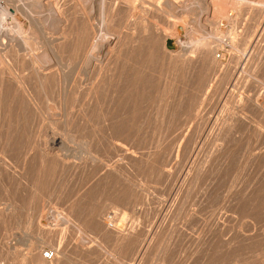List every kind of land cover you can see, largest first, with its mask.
Listing matches in <instances>:
<instances>
[{
	"label": "rangeland",
	"instance_id": "obj_1",
	"mask_svg": "<svg viewBox=\"0 0 264 264\" xmlns=\"http://www.w3.org/2000/svg\"><path fill=\"white\" fill-rule=\"evenodd\" d=\"M40 1L68 20L66 39L48 11L40 27L22 15V63L54 49L66 66L46 84L26 81L44 112L59 109L68 85L70 120L64 144L46 143L49 121L0 71V264H264V0H209L167 42L152 40L166 23L158 0H128L138 28L127 29L128 8L117 12L108 29L122 38L110 36L118 50L99 72L85 69L79 39L92 37L99 1ZM189 31L205 38L193 53L177 44Z\"/></svg>",
	"mask_w": 264,
	"mask_h": 264
},
{
	"label": "bare ground",
	"instance_id": "obj_2",
	"mask_svg": "<svg viewBox=\"0 0 264 264\" xmlns=\"http://www.w3.org/2000/svg\"><path fill=\"white\" fill-rule=\"evenodd\" d=\"M93 1V0H92ZM99 1V4H97V6L99 5V22L97 25H95L93 27V30H92V37L89 39L88 37L84 36V37H81L79 38L80 39V42H81V45H80V49L83 50V53L81 55L82 57V62L85 63V66L89 71H101L103 70L107 64L112 60V57H113V53H116L115 50H118L116 49L117 48V45L116 43H112V39H116V38H122V36H120V34L118 33V31H116L118 33V36L115 37L114 35V38L112 37L113 35L111 34V32L113 33V31H110L108 29V25L115 22L117 23L118 20H120L122 17H119L120 19L117 18L118 15L117 12H119V10L121 9H125V8H128V20H127V29H133V30H136L137 25L139 24L138 20H141V19H136L134 16L130 15L131 12V9L129 8V4L126 3V1L128 2V0H125L124 2L125 3H122L123 6L121 5V0H97ZM132 1V0H131ZM144 1V0H143ZM150 1V0H149ZM191 1V0H190ZM209 0H193V2H184V1H181L179 3L178 1V5L175 7H172L171 4H170V0H158L157 3H156V9L155 11H161V12H164V14H167L166 16V23L164 25H155L152 29V32H153V38L152 40L153 41H156L158 39H161L162 41L164 42H167V40L171 37H173V32H171L170 30L173 29L174 32H177L181 29H183V25L184 24H188V22L190 21V18L192 16H196V14H198V16L200 15V17L208 14V3ZM212 1L211 3L213 4H216V2L218 1H215L214 0H210ZM250 1V0H249ZM255 1V0H254ZM259 1V0H258ZM257 1V2H258ZM30 2V0L28 1V3ZM84 2V0H83ZM91 3V1L87 0V3L85 4V6L87 7V9L90 7L89 3ZM135 2V1H134ZM177 2V1H176ZM256 2V3H257ZM49 3V1H48ZM82 3V2H80ZM98 3V2H97ZM131 3V2H130ZM191 3V4H190ZM219 3V2H218ZM239 3V1L237 2ZM51 4V3H49ZM53 4V3H52ZM96 3H94L95 5ZM133 4V3H132ZM136 4V3H135ZM177 4V3H176ZM241 4V3H240ZM254 4V3H252ZM262 4V3H261ZM93 5V4H92ZM219 5V4H217ZM229 6V4H227ZM231 5V4H230ZM264 5V4H263ZM48 6V4H47ZM73 6V5H71ZM131 6V5H130ZM145 6V5H144ZM226 6V5H224ZM239 6V5H238ZM52 7V5H51ZM60 7V6H59ZM95 7V6H94ZM136 7V6H135ZM214 7V6H213ZM216 7V5H215ZM54 8V5L53 7ZM140 8H142L140 6ZM146 8V7H145ZM148 8V7H147ZM227 8V7H226ZM50 6L48 9H45L43 7V4L40 0H34L32 2H30L29 4L25 3L24 0H0V71H3L4 73L7 74V83L9 84L8 86H10L9 88H11L12 90V93L14 96H16V98H18L17 100H22L24 101L26 105H28L27 107L28 108H32L33 111L35 113H38V114H41L42 116V122H45V121H49L47 122L49 124L48 127V131L47 133L45 134L46 135V143H52L53 145L55 144H60L61 143H65L66 142V132L68 131V120L70 119H67V113H68V99L70 98V91H69V87L68 85H65L64 83V88L63 90L60 91L59 89L58 91H60V106H59V109L58 110H55V108L53 109L52 108V104H51V107H50V110H46V112H44L42 110V107L40 106V103L39 101L37 100L36 98V90H35V93L34 91L32 90L31 86L29 83H27L26 79L28 76L31 77V79H35L37 81H39L40 83L42 84H46L47 81H49L51 79V77L55 74V75H59L60 78H61V72L63 71V67L66 66L65 63H63V58H62V55L57 51V50H54L53 49V53L52 54H49V52H45L43 54H36V53H33V59L29 61L28 65L25 66L23 63H22V59L25 58L24 55L28 54V51H30V49L27 47V45H23V41H21L22 39H20V33H19V30H21L20 28H24L26 26H22L20 24V20H21V16H26L31 22L33 23H37V19H36V16H44L42 13H45V11H48L47 12V17L50 19L51 23L53 22L54 23V27L55 28V32L58 30L56 28L60 27L61 28V32L58 36V40H60L61 42L64 41L66 39V30L64 31V28L66 27L65 24L68 25V23H66V20L63 18L64 16H61L59 14V12H57V7L55 9V11L53 10H50ZM92 9V7H91ZM88 11V12H93V10L91 11ZM134 9V8H133ZM211 9V8H210ZM209 9V10H210ZM218 9V7H217ZM220 9V7H219ZM225 9V8H224ZM223 8L220 9L222 10L220 13L223 14ZM136 10V9H134ZM133 10V14H134V11ZM140 10V9H139ZM148 10V9H147ZM214 10V8H213ZM70 11V10H69ZM122 11V10H121ZM120 11V12H121ZM144 11V10H143ZM217 11V10H216ZM225 11H227L225 9ZM62 12V11H61ZM141 12V11H140ZM195 12V13H194ZM214 12V11H213ZM80 13V12H79ZM90 13V15H91ZM122 13V12H121ZM126 13V11H125ZM136 13V12H135ZM68 13H66L67 15ZM93 14V13H92ZM137 14H141V13H137ZM150 14V12L148 13ZM217 14V13H216ZM228 14V13H227ZM46 15V13H45ZM142 15V14H141ZM140 15V16H141ZM220 15V14H219ZM120 16V15H119ZM136 16V15H135ZM222 16V15H221ZM85 16H83L84 18ZM144 17V16H143ZM147 17V16H146ZM197 17V16H196ZM199 17V18H200ZM43 18V17H42ZM45 18V17H44ZM139 18V17H138ZM141 18V17H140ZM195 18V17H194ZM197 18V19H199ZM205 20H206V17H203ZM225 18H228L227 16ZM46 19V18H45ZM59 19V20H58ZM92 19V18H91ZM24 20V19H23ZM44 20V19H43ZM84 20V19H83ZM94 20V19H93ZM146 20H149L150 19H146ZM145 20V21H146ZM153 20V19H152ZM195 20V19H194ZM225 20V19H224ZM230 20V19H229ZM92 21V20H91ZM155 21V20H154ZM152 21V22H154ZM201 21V20H200ZM199 20L197 22H200ZM29 22V21H28ZM39 22V21H38ZM83 22V21H82ZM93 22V21H92ZM156 22V21H155ZM154 22V23H155ZM195 24H199V23H196V20L194 21ZM233 22V21H232ZM231 22V23H232ZM24 23V22H23ZM50 23V22H49ZM146 23V22H144ZM193 23V22H192ZM206 23V22H205ZM236 23V22H235ZM71 24V23H70ZM82 24V23H81ZM158 24V23H157ZM191 24V22H190ZM36 25V24H35ZM40 25V24H39ZM115 24H113L114 26ZM151 25V24H150ZM200 25V24H199ZM204 25V24H201V26ZM208 25V23H207ZM28 26V25H27ZM38 26V23L37 25ZM87 26V25H86ZM117 25H115L116 27ZM153 26V25H152ZM189 27H191V25H188ZM40 27V26H38ZM42 27V26H41ZM148 27V26H147ZM151 27V26H150ZM203 27V26H202ZM16 28H19L16 30ZM22 28V29H23ZM199 28V26H198ZM196 28V29H198ZM201 28V27H200ZM25 29V28H24ZM47 29V27H46ZM112 29V28H110ZM143 29V28H142ZM147 29V28H146ZM32 30V29H31ZM41 30V29H40ZM82 30V28H81ZM114 30V28H113ZM124 30H126V27H124ZM148 30H150V28H148ZM202 30V29H201ZM199 30V32L201 31ZM210 30V29H209ZM76 31V30H75ZM204 31V30H203ZM208 31V30H207ZM42 32V31H41ZM81 32V31H80ZM114 32V33H116ZM125 32H130V31H125ZM136 32V31H134ZM191 31H189L190 33ZM198 32V31H197ZM209 32V31H208ZM43 33V32H42ZM41 33V34H42ZM149 33V32H147ZM179 33V32H178ZM207 33V32H206ZM124 33H122L123 35ZM128 34V33H127ZM132 34V33H131ZM205 34V33H204ZM203 34V35H204ZM76 35V34H74ZM80 35V34H79ZM112 35V36H111ZM126 35V33H125ZM150 35V34H149ZM209 35V34H208ZM110 36L112 39H110ZM136 36H137V33H136ZM185 36V35H184ZM210 36V35H209ZM25 37V36H24ZM37 37V36H35ZM33 37V38H35ZM140 37V36H139ZM213 36H211L212 38ZM136 38V37H135ZM148 38V37H147ZM150 38V37H149ZM148 38V39H149ZM183 38V37H181ZM214 38V37H213ZM219 38V37H218ZM36 39V38H35ZM140 39V38H139ZM142 40L144 39L141 38ZM205 38H203V36L199 33L197 36L195 35H190L183 38V39H179L177 44L179 46V49L185 51L186 53H190L192 50L196 49L195 48V45L196 43L200 42L201 40H203ZM207 39V38H206ZM26 40V39H25ZM29 40V38H28ZM38 40V39H37ZM117 40V39H116ZM136 40V39H135ZM223 40V39H222ZM27 41V40H26ZM25 41V42H26ZM118 41V40H117ZM133 41V40H131ZM226 41V40H224ZM223 41V42H224ZM28 42V41H27ZM221 42V41H220ZM225 43V42H224ZM35 44V43H34ZM69 44V43H68ZM120 44V43H119ZM126 44V43H125ZM132 44V43H131ZM226 44V43H225ZM33 45V44H32ZM47 45V44H46ZM51 45V44H50ZM130 45V44H129ZM134 45V44H133ZM151 45V44H150ZM29 46V45H28ZM74 46V45H72ZM165 46V45H164ZM36 47V46H35ZM62 47V46H61ZM124 47V46H123ZM130 47V46H129ZM132 49H133V46H131ZM247 47V46H246ZM166 48V47H164ZM40 49V48H39ZM48 49V48H47ZM45 49V50H47ZM178 49V50H179ZM222 49V48H221ZM244 49V48H243ZM242 50H239L240 51H243ZM247 49V48H246ZM244 50V52H247V50ZM249 49V47H248ZM33 50V49H32ZM216 50V49H215ZM237 50V49H235ZM264 50V49H262ZM36 51V50H35ZM44 51V50H43ZM121 51V50H120ZM213 51V49H209V52L211 53ZM220 51V50H219ZM222 51V50H221ZM253 51V50H252ZM38 52V51H37ZM76 52V51H75ZM238 52V50H237ZM193 53V51H192ZM202 53V52H201ZM243 53V52H242ZM173 55L174 54H178V53H172ZM199 54V53H198ZM215 54V53H214ZM247 54V53H246ZM184 55V54H183ZM189 55V54H188ZM193 56V54H191ZM201 55V54H200ZM213 55V54H212ZM195 56V55H194ZM193 56V57H194ZM244 56L246 57V55H243V59H244ZM257 56V55H256ZM256 56L254 58H256ZM31 57V56H30ZM79 57V56H78ZM191 57V56H190ZM200 57V56H199ZM221 57V56H220ZM224 57V55H223ZM222 57V58H223ZM261 57V56H260ZM29 58V57H28ZM188 58V57H187ZM186 58V59H187ZM31 59V58H30ZM185 59V60H186ZM189 59V58H188ZM217 59V58H216ZM184 60V62H185ZM80 61V62H81ZM171 61V60H170ZM187 61V60H186ZM202 61V60H201ZM243 61V60H242ZM260 61V60H259ZM258 61V62H259ZM20 62V63H19ZM81 62V63H82ZM213 62V61H212ZM262 61H260L261 63ZM16 63V65L14 64ZM117 63V62H116ZM120 63V62H119ZM21 64V65H20ZM109 65V64H108ZM83 66V67H85ZM112 66V65H111ZM74 67V65H73ZM72 67V68H73ZM108 67V66H107ZM113 68V67H112ZM111 68V69H112ZM75 70V68H73ZM106 69V68H105ZM84 70V69H83ZM243 70V69H242ZM66 71V70H65ZM69 72V70H67ZM113 71V70H112ZM244 71V70H243ZM71 72V71H70ZM75 72V71H74ZM86 72V71H85ZM87 72V73H88ZM106 72V71H104ZM102 72V74L104 73ZM238 72V71H237ZM97 73V72H96ZM63 75H65L64 73H62ZM68 74V73H67ZM71 74V73H70ZM73 74V72H72ZM71 74V75H72ZM69 75V74H68ZM67 76V75H66ZM91 76V75H90ZM97 76V75H96ZM2 77V76H1ZM4 77V76H3ZM76 77V76H75ZM232 77V76H231ZM68 78V76H67ZM72 78V77H71ZM77 78V77H76ZM103 78V77H102ZM73 79V78H72ZM75 79V78H74ZM85 79V78H84ZM83 79V80H84ZM4 80V78H3ZM2 80V81H3ZM57 80H60V82L62 81L61 79H57ZM82 80V82H83ZM96 79H94L95 81ZM1 81V80H0ZM99 81V80H98ZM101 81V80H100ZM38 82V83H39ZM59 82V83H60ZM64 82V81H63ZM67 82V81H66ZM5 83V81H4ZM36 83V82H35ZM68 83V82H67ZM73 83V82H72ZM74 83H75V80H74ZM73 83V84H74ZM99 83V82H98ZM3 84V83H2ZM50 84V83H49ZM69 84H71V82H69ZM101 84V83H100ZM61 85V84H60ZM50 86V85H49ZM68 88H67V87ZM71 86V85H70ZM79 86V85H78ZM83 86V85H81ZM42 87L44 88V86L42 85ZM40 87V88H42ZM98 87V86H97ZM85 88V86H84ZM95 88V86L93 87V83H91L89 85V88L88 90L86 91H92V89ZM123 88V87H122ZM72 89V88H71ZM79 88H77L78 90ZM82 89V88H81ZM79 89V92L80 90ZM98 89V88H97ZM44 90V89H43ZM42 90V91H43ZM121 90V89H120ZM45 92V91H44ZM2 93V92H0ZM46 93V92H45ZM77 93V92H76ZM94 93V92H93ZM59 94V93H58ZM82 94V93H81ZM95 94V93H94ZM6 95V94H5ZM3 95V96H5ZM44 95V94H43ZM48 96V95H47ZM74 97V96H73ZM87 97V96H86ZM95 97V95H94ZM3 98V97H2ZM7 98V97H6ZM112 98V97H111ZM9 99V98H8ZM15 99V98H14ZM59 99V98H58ZM85 99V98H84ZM41 100V99H40ZM79 100V99H78ZM92 100V98H91ZM50 101V100H49ZM48 101V102H49ZM109 101V100H108ZM107 101V102H108ZM42 102V101H41ZM57 103V102H56ZM77 103V102H76ZM261 104V103H260ZM18 105V104H17ZM56 105V104H55ZM69 106V105H68ZM75 106V105H74ZM11 108V107H10ZM58 108V107H57ZM20 109V108H19ZM86 112V111H85ZM45 113V114H44ZM235 113V112H234ZM31 115V113H30ZM52 115H57L59 116V119H57V117L53 118ZM8 117V116H7ZM28 117V116H27ZM26 117V118H27ZM36 117V116H35ZM37 118V117H36ZM69 118V117H68ZM32 119V118H31ZM236 119V118H235ZM26 120V119H25ZM34 120V119H32ZM55 120H58L60 121L62 124V133H56L54 128L52 127ZM72 120V119H71ZM233 120V119H232ZM58 124V123H57ZM71 124V123H70ZM43 125V124H42ZM133 125V124H132ZM5 126V124H4ZM57 126V125H56ZM70 126V125H69ZM99 126V125H98ZM45 127V126H44ZM34 128V127H33ZM46 129V128H45ZM44 130V129H43ZM47 130V129H46ZM95 130V129H94ZM42 131V130H40ZM19 132V131H18ZM30 133V132H29ZM41 133V132H40ZM45 133V131H44ZM1 139V138H0ZM7 139V138H6ZM32 139V138H31ZM3 140V139H2ZM2 140L0 142H2ZM93 140V139H92ZM9 141V140H8ZM94 141V140H93ZM5 143V142H4ZM13 143V142H12ZM17 143V142H16ZM36 143V142H35ZM7 145H9V143H6ZM1 147V145H0ZM47 146H45L46 148ZM10 148V147H8ZM5 151L6 150V147L4 148ZM55 149V148H54ZM59 150V149H58ZM57 150V151H58ZM61 150V149H60ZM59 150V152H60ZM1 151V150H0ZM24 151V150H23ZM22 151V153H23ZM30 151V150H29ZM28 151V152H29ZM52 151V150H51ZM51 151H47L45 152V155H52V152ZM2 152V151H1ZM0 152V158L2 157V153ZM4 152V151H3ZM30 153V152H29ZM31 153H32V149H31ZM28 154V155H31ZM34 153V152H33ZM9 154V153H8ZM7 154V155H8ZM19 154V153H18ZM27 155V153H25ZM38 154V153H37ZM61 154V153H59ZM11 155V154H10ZM9 155V156H10ZM38 156V155H37ZM40 156V155H39ZM45 156V157H46ZM17 157V156H16ZM19 157V156H18ZM27 157V156H26ZM52 157V156H51ZM50 157V158H51ZM58 157V156H57ZM3 158V157H2ZM11 158V156H10ZM50 158H47V160ZM28 159V158H27ZM26 159V160H27ZM43 159V158H42ZM57 159V158H56ZM45 161V160H44ZM6 162V161H4ZM9 162H11L9 160ZM13 162V161H12ZM27 163V162H26ZM5 164V163H4ZM7 164V163H6ZM2 165V164H0ZM8 165V164H7ZM6 165V166H7ZM4 166V165H3ZM3 166H1L3 168ZM10 166V165H9ZM11 167V166H10ZM43 167V166H42ZM12 169V168H11ZM10 169V170H11ZM19 169V168H18ZM7 172V171H6ZM4 194V193H3ZM3 217V216H2ZM122 230V229H121ZM131 233V232H130ZM129 233V234H130ZM45 252L43 253V258L45 260H50L48 258L45 257ZM37 255V254H36ZM39 255V254H38ZM55 255V254H54ZM54 258V256H53ZM52 258V259H53ZM40 260V259H39ZM40 262V261H39Z\"/></svg>",
	"mask_w": 264,
	"mask_h": 264
},
{
	"label": "built area",
	"instance_id": "obj_3",
	"mask_svg": "<svg viewBox=\"0 0 264 264\" xmlns=\"http://www.w3.org/2000/svg\"><path fill=\"white\" fill-rule=\"evenodd\" d=\"M44 255L46 258L52 259L54 256V252L52 250H47Z\"/></svg>",
	"mask_w": 264,
	"mask_h": 264
}]
</instances>
